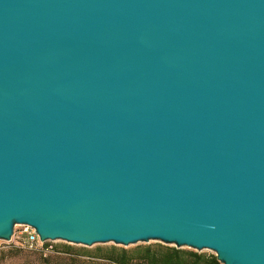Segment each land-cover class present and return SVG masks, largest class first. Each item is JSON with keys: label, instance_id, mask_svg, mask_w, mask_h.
<instances>
[{"label": "water", "instance_id": "water-1", "mask_svg": "<svg viewBox=\"0 0 264 264\" xmlns=\"http://www.w3.org/2000/svg\"><path fill=\"white\" fill-rule=\"evenodd\" d=\"M18 225L264 264V0H0V241Z\"/></svg>", "mask_w": 264, "mask_h": 264}, {"label": "rangeland", "instance_id": "rangeland-1", "mask_svg": "<svg viewBox=\"0 0 264 264\" xmlns=\"http://www.w3.org/2000/svg\"><path fill=\"white\" fill-rule=\"evenodd\" d=\"M21 225L15 227L14 235L10 241H0V264H55L58 259L78 260L87 264H112L109 260L103 259L110 253L118 255L122 251L130 254H137L146 248L162 249L175 248L174 245H167L160 241L140 242L128 246L115 244L113 242L95 244L91 247L69 244L62 240L47 241L38 243L34 248H28L25 244V235L22 233ZM184 251H191L203 255H215L210 250L197 251L187 247ZM103 257V258H94ZM49 258V260H48ZM131 264H143L132 262Z\"/></svg>", "mask_w": 264, "mask_h": 264}, {"label": "trees", "instance_id": "trees-1", "mask_svg": "<svg viewBox=\"0 0 264 264\" xmlns=\"http://www.w3.org/2000/svg\"><path fill=\"white\" fill-rule=\"evenodd\" d=\"M44 246H47V244L44 243ZM103 259L109 260L112 264H131L135 261L143 264H221L218 262L215 255L206 256L176 248H167L165 250L146 248L137 254H130L127 251H122L118 255L110 253ZM58 260L59 261H56L55 264H87L74 259Z\"/></svg>", "mask_w": 264, "mask_h": 264}, {"label": "built area", "instance_id": "built-area-1", "mask_svg": "<svg viewBox=\"0 0 264 264\" xmlns=\"http://www.w3.org/2000/svg\"><path fill=\"white\" fill-rule=\"evenodd\" d=\"M21 228L23 235H25V244L28 248H34L35 245L41 243L38 234L33 228L25 225H21Z\"/></svg>", "mask_w": 264, "mask_h": 264}]
</instances>
